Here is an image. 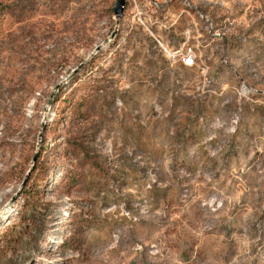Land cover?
Segmentation results:
<instances>
[{
  "label": "rangeland",
  "instance_id": "obj_1",
  "mask_svg": "<svg viewBox=\"0 0 264 264\" xmlns=\"http://www.w3.org/2000/svg\"><path fill=\"white\" fill-rule=\"evenodd\" d=\"M116 1L0 0V264H264V0Z\"/></svg>",
  "mask_w": 264,
  "mask_h": 264
},
{
  "label": "water",
  "instance_id": "obj_2",
  "mask_svg": "<svg viewBox=\"0 0 264 264\" xmlns=\"http://www.w3.org/2000/svg\"><path fill=\"white\" fill-rule=\"evenodd\" d=\"M126 0H117L114 6V11L118 16H122L125 8Z\"/></svg>",
  "mask_w": 264,
  "mask_h": 264
},
{
  "label": "bare ground",
  "instance_id": "obj_3",
  "mask_svg": "<svg viewBox=\"0 0 264 264\" xmlns=\"http://www.w3.org/2000/svg\"><path fill=\"white\" fill-rule=\"evenodd\" d=\"M147 3V2H146ZM151 4V3H150ZM191 50V49H190ZM194 53V52H193ZM183 63L187 66H193L195 64V54H194V58H186V54H183L182 57Z\"/></svg>",
  "mask_w": 264,
  "mask_h": 264
},
{
  "label": "built area",
  "instance_id": "obj_4",
  "mask_svg": "<svg viewBox=\"0 0 264 264\" xmlns=\"http://www.w3.org/2000/svg\"><path fill=\"white\" fill-rule=\"evenodd\" d=\"M186 58H194V53L192 50L188 49L186 52Z\"/></svg>",
  "mask_w": 264,
  "mask_h": 264
},
{
  "label": "trees",
  "instance_id": "obj_5",
  "mask_svg": "<svg viewBox=\"0 0 264 264\" xmlns=\"http://www.w3.org/2000/svg\"><path fill=\"white\" fill-rule=\"evenodd\" d=\"M46 217V216H45ZM48 220H49V217H46ZM41 250H43L42 248H41ZM41 253L39 252V250H37V252H36V256L37 257H39V255H40Z\"/></svg>",
  "mask_w": 264,
  "mask_h": 264
}]
</instances>
